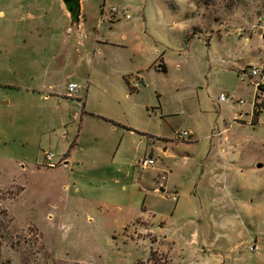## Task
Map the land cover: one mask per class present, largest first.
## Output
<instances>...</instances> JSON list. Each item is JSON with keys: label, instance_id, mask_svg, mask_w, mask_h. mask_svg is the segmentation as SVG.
I'll return each mask as SVG.
<instances>
[{"label": "rangeland", "instance_id": "374dc122", "mask_svg": "<svg viewBox=\"0 0 264 264\" xmlns=\"http://www.w3.org/2000/svg\"><path fill=\"white\" fill-rule=\"evenodd\" d=\"M83 5L0 0V264H264V0Z\"/></svg>", "mask_w": 264, "mask_h": 264}, {"label": "built area", "instance_id": "2783aa9c", "mask_svg": "<svg viewBox=\"0 0 264 264\" xmlns=\"http://www.w3.org/2000/svg\"><path fill=\"white\" fill-rule=\"evenodd\" d=\"M112 12L114 14H116L117 10L115 8H112ZM122 15L125 18H128L126 11H123ZM245 78H259L258 82H262L264 80V57L262 59L261 66L250 67L248 70V76H245ZM77 89H78V86L74 83H70L67 85V91L69 94L76 92ZM218 100L220 102H225L228 100V98L226 96H224L223 94H220L218 97ZM239 103H243L242 100H239ZM260 110L264 111V107H260ZM189 135H191V134L186 132V131H183L179 135V137L181 139H183L184 137H187ZM53 158H54V155L52 153H45L44 154L46 166H48V167H54L55 166L53 163ZM153 165H154V160H152L151 158H148V159L142 160V162L139 164V167L141 169H148V168L152 167ZM7 224H8V216L5 213V211H3L2 208H0V252L2 251V249L6 245V238H7L8 229H9V227L6 226ZM250 250L251 251L256 250V246L250 247Z\"/></svg>", "mask_w": 264, "mask_h": 264}, {"label": "crops", "instance_id": "0c3cea01", "mask_svg": "<svg viewBox=\"0 0 264 264\" xmlns=\"http://www.w3.org/2000/svg\"><path fill=\"white\" fill-rule=\"evenodd\" d=\"M79 5H80V13H79V22L78 23H83L84 21H85V16H86V14H85V11H84V5H83V0H79ZM14 12V11H13ZM66 12V11H65ZM66 14L68 15V13L66 12ZM126 14H127V12H126ZM128 15V14H127ZM68 17H69V15H68ZM126 19H129V15H128V18H126ZM71 23V22H70ZM77 23V24H78ZM72 24V23H71ZM73 24H76V23H73ZM261 28V30H260V32L259 33H257L256 35H257V37H258V39H260L261 41H262V43H263V45H264V40L262 39V32H263V29H264V23H263V25L260 27ZM249 40H250V38H249ZM263 57H264V54H263V56H262V58L260 59V61H262V59H263ZM163 65V64H162ZM165 67V66H164ZM160 68H161V66H160ZM137 78H141V75H137L136 76ZM70 84V83H69ZM78 90V89H77ZM256 93H257V90H256ZM78 99V98H77ZM263 99V101H264V98H262ZM264 105V104H263ZM260 114L261 113H259V115L257 116V124L259 123V118H260ZM239 117H241V116H239ZM250 118V117H249ZM255 126V125H254ZM127 131H129V132H133L134 130H132L131 128H127ZM223 133H225V131L223 132ZM75 138H77V135H76V137ZM62 162V163H61ZM59 164H60V167H65V165L66 166H69L70 165V163L72 162V160H71V157H70V155L69 154H65L63 157H62V161H61ZM139 167V166H138ZM140 168V167H139ZM141 169V168H140ZM141 170H145V169H141ZM163 191H159L158 193H162ZM177 193H174L173 195H172V197H171V200L173 201V202H177ZM142 209V208H141ZM146 210H147V208H146ZM175 208L172 210L173 212H172V214L170 215V218L171 217H173V215L175 214ZM145 211V210H144ZM141 218V217H140ZM165 223V222H164ZM164 225V224H163ZM194 241V237H190V245H193L192 244V242Z\"/></svg>", "mask_w": 264, "mask_h": 264}, {"label": "water", "instance_id": "95a60500", "mask_svg": "<svg viewBox=\"0 0 264 264\" xmlns=\"http://www.w3.org/2000/svg\"><path fill=\"white\" fill-rule=\"evenodd\" d=\"M65 11L68 13L70 22L78 23L79 22V13H80V5L79 0H61Z\"/></svg>", "mask_w": 264, "mask_h": 264}, {"label": "trees", "instance_id": "16d2710c", "mask_svg": "<svg viewBox=\"0 0 264 264\" xmlns=\"http://www.w3.org/2000/svg\"><path fill=\"white\" fill-rule=\"evenodd\" d=\"M262 39L264 40V29H263V32H262ZM190 40V38L189 39H186V41H185V43L187 44V42ZM160 70L161 71H165V67L162 65L161 66V68H160ZM255 99H258V96L257 95H255V97H254ZM258 107H260L259 106V104H256V106H255V115L256 116H258L259 115V110H258ZM156 255H158V252L156 251V250H152V249H150V252H149V257H150V259H153L154 257H156ZM167 257H165L164 255H162V254H160V261H162V264H170V259L168 258V255L167 254H165Z\"/></svg>", "mask_w": 264, "mask_h": 264}]
</instances>
